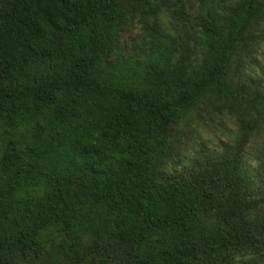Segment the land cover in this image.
Wrapping results in <instances>:
<instances>
[{"label": "trees", "instance_id": "1", "mask_svg": "<svg viewBox=\"0 0 264 264\" xmlns=\"http://www.w3.org/2000/svg\"><path fill=\"white\" fill-rule=\"evenodd\" d=\"M263 42L264 0H0V264H264Z\"/></svg>", "mask_w": 264, "mask_h": 264}, {"label": "rangeland", "instance_id": "2", "mask_svg": "<svg viewBox=\"0 0 264 264\" xmlns=\"http://www.w3.org/2000/svg\"><path fill=\"white\" fill-rule=\"evenodd\" d=\"M135 34L136 30H132ZM259 69L264 70V42L260 46V51L256 54ZM236 128L228 118H217L214 116H205L203 118L191 117L188 123L179 125V142L183 143L173 152L168 160L167 169L171 167L181 168L189 157L199 149L208 151L211 147H216L224 141L232 139Z\"/></svg>", "mask_w": 264, "mask_h": 264}]
</instances>
